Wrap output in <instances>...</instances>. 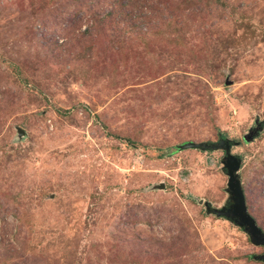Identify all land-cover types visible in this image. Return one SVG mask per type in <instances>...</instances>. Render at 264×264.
<instances>
[{"label": "rangeland", "instance_id": "rangeland-1", "mask_svg": "<svg viewBox=\"0 0 264 264\" xmlns=\"http://www.w3.org/2000/svg\"><path fill=\"white\" fill-rule=\"evenodd\" d=\"M228 156L264 232V0H0V264H264Z\"/></svg>", "mask_w": 264, "mask_h": 264}, {"label": "water", "instance_id": "water-1", "mask_svg": "<svg viewBox=\"0 0 264 264\" xmlns=\"http://www.w3.org/2000/svg\"><path fill=\"white\" fill-rule=\"evenodd\" d=\"M186 147L201 148L202 144H187ZM224 165L228 176L227 192L230 196L231 205L228 208H222V210L215 212L218 215L231 218L235 224L242 227L248 234V237L253 245L264 247V233L247 212L243 190L240 186L237 175L235 174L239 167V161L233 156H228ZM259 259L264 262V254L259 257Z\"/></svg>", "mask_w": 264, "mask_h": 264}, {"label": "trees", "instance_id": "trees-1", "mask_svg": "<svg viewBox=\"0 0 264 264\" xmlns=\"http://www.w3.org/2000/svg\"><path fill=\"white\" fill-rule=\"evenodd\" d=\"M91 1H95V0H91ZM96 1H99V0H96ZM115 1V4H117V0H114ZM258 226V225H257ZM259 227V226H258ZM260 228V227H259ZM261 229V228H260ZM262 230V229H261ZM263 232V231H262ZM264 233V232H263Z\"/></svg>", "mask_w": 264, "mask_h": 264}]
</instances>
